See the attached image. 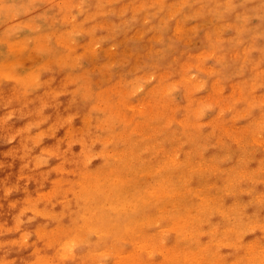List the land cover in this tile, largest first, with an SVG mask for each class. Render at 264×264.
I'll return each instance as SVG.
<instances>
[{"label": "rangeland", "instance_id": "obj_1", "mask_svg": "<svg viewBox=\"0 0 264 264\" xmlns=\"http://www.w3.org/2000/svg\"><path fill=\"white\" fill-rule=\"evenodd\" d=\"M142 176L217 210L172 224L161 195L109 232ZM249 260L264 264V0H0V264Z\"/></svg>", "mask_w": 264, "mask_h": 264}, {"label": "bare ground", "instance_id": "obj_2", "mask_svg": "<svg viewBox=\"0 0 264 264\" xmlns=\"http://www.w3.org/2000/svg\"><path fill=\"white\" fill-rule=\"evenodd\" d=\"M256 1V0H254ZM254 3V2H253ZM258 17H255V21H258ZM142 173V172H141ZM140 175V170H135L134 171V178L135 180L137 179V176ZM141 177V175H140ZM237 175H234V177L232 178H236ZM89 180L94 179V176H89ZM143 179V188L146 185V189H144L143 191V195L142 193L139 194V196H134L132 197L130 200L128 199V201H122L121 198L115 197L114 200H111V213L110 216L108 218L109 221H105V224L107 225V229L109 230V232H117L120 230V228H118L120 225H124L127 224L129 222H125L127 221L131 216L136 215V211L140 208V206H145V204L153 199L155 203L156 200H158L160 198L161 195H164L165 198H168V202L172 204V206L174 207L173 210H171L170 212L172 213V224H174L175 222H181L183 225H187L190 219V215L192 214L193 211V207H197L199 205V203H185L183 201V203H178L177 200H183V198H180L178 196L179 192L175 191L176 189V185H173L171 183H168L167 181L165 183H163L162 180H160V178L158 176H154V177H150L149 180L146 179V177L142 176ZM147 180V181H146ZM146 181V182H145ZM147 183V184H146ZM127 184V183H124ZM227 184V183H226ZM130 186V185H129ZM131 187V186H130ZM93 189V187H92ZM94 190V189H93ZM128 193H131L129 190H127ZM192 192V190L190 188H187L185 191V194L187 195V198L185 197L184 200H188L190 193ZM105 194L104 191H94V194L92 197H88L85 202H87L88 204L90 203H95L96 201H99L101 199V197H103ZM132 194V193H131ZM190 199V198H189ZM211 207V210H217L216 206L209 204ZM209 205L202 203V205L200 204L198 206V209L204 208L203 210H205ZM102 209L104 210L101 213V220H105V207L102 206ZM209 212V210L205 211ZM221 212L229 217L230 215L228 214V211H226L225 209H221ZM113 214V217H111V215ZM86 217V215L84 216ZM192 218V217H191ZM196 220V219H195ZM211 220V219H210ZM205 221V220H204ZM91 222H97L96 220H92V219H87L85 218L83 227H90L92 224ZM95 226H97V224H93ZM203 225L202 221L200 220L196 227L198 229H201V226ZM128 230H134L131 228V226H127ZM136 230L133 231V233L135 234ZM201 237V235L199 233H197L195 235V238L190 239V242H188V249L186 250H179L177 248V244H176V249H177V255L174 256L175 261L179 258L185 257V259H189L192 256L197 254V250H199V246H201V242L199 240V238ZM217 238H219V236H216ZM213 236L210 237V239L213 240ZM149 245H151L152 247H156L158 245V241L155 239H150L148 240ZM175 247V246H174ZM175 249V250H176ZM171 259V257H170ZM255 261L254 260L252 262V260H249L248 263L253 264ZM260 260H258L255 264H262V262H259Z\"/></svg>", "mask_w": 264, "mask_h": 264}]
</instances>
